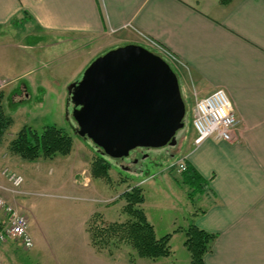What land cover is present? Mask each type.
Here are the masks:
<instances>
[{
	"label": "rangeland",
	"instance_id": "obj_1",
	"mask_svg": "<svg viewBox=\"0 0 264 264\" xmlns=\"http://www.w3.org/2000/svg\"><path fill=\"white\" fill-rule=\"evenodd\" d=\"M18 22L0 26V92L4 112L11 119L0 137V183H8L1 174L5 167L25 177L24 193L6 190L4 196L28 216L34 243L26 247L17 238L0 242V264H190L191 254L184 243L186 231L195 223L203 198L198 183L191 186L184 182L178 161L196 149L191 123L195 103L192 80L178 74L186 113L184 126L175 134L176 144L138 147L117 163L102 156L90 139L80 135L70 117L74 104L69 85L80 80L88 65L108 50L98 52L96 43H85L73 34L40 31L27 18ZM47 125L71 135L69 154L26 160L11 150L10 141L21 129L31 127L41 132ZM99 156L109 163V177L95 171ZM134 185L143 189L142 207L156 235L171 233V254L151 259L123 245L115 258L107 254L110 262L99 261L85 232L86 222L91 217L125 220L126 201L121 195ZM3 213L0 210V224L6 220Z\"/></svg>",
	"mask_w": 264,
	"mask_h": 264
},
{
	"label": "crops",
	"instance_id": "obj_2",
	"mask_svg": "<svg viewBox=\"0 0 264 264\" xmlns=\"http://www.w3.org/2000/svg\"><path fill=\"white\" fill-rule=\"evenodd\" d=\"M21 18L98 52L155 42L192 80L195 99L226 91L238 138H207L182 156L205 182L195 224L218 234L206 264H264V0H0V26Z\"/></svg>",
	"mask_w": 264,
	"mask_h": 264
},
{
	"label": "water",
	"instance_id": "obj_3",
	"mask_svg": "<svg viewBox=\"0 0 264 264\" xmlns=\"http://www.w3.org/2000/svg\"><path fill=\"white\" fill-rule=\"evenodd\" d=\"M80 135L120 163L138 147L176 144L186 104L177 74L161 56L127 43L96 57L69 85Z\"/></svg>",
	"mask_w": 264,
	"mask_h": 264
},
{
	"label": "trees",
	"instance_id": "obj_4",
	"mask_svg": "<svg viewBox=\"0 0 264 264\" xmlns=\"http://www.w3.org/2000/svg\"><path fill=\"white\" fill-rule=\"evenodd\" d=\"M3 97V92H0V137L11 122L3 109ZM10 148L23 159L35 160L39 156L69 154L73 148V139L55 125H47L41 132L25 127L10 141ZM100 154L103 156L102 153ZM102 156L97 157L94 168L99 175L109 177V163L105 162ZM186 164V170L181 172L184 174V182L191 186L193 183H198L200 188L204 186L205 182L198 180L201 177L196 169L191 164L187 162ZM121 196L126 201L123 211L128 217L125 220L115 221H99L96 217L88 219L87 232L91 245L97 251H107L110 256L117 255V251L123 245L132 247L138 256L151 259L170 255L171 233L161 237L156 235L154 224L150 222L142 207L145 200L142 187L134 185ZM217 235L216 232L208 231L195 223L189 225L184 243L191 254L190 264H206L205 256L211 252ZM134 260L135 258L132 262Z\"/></svg>",
	"mask_w": 264,
	"mask_h": 264
},
{
	"label": "built area",
	"instance_id": "obj_5",
	"mask_svg": "<svg viewBox=\"0 0 264 264\" xmlns=\"http://www.w3.org/2000/svg\"><path fill=\"white\" fill-rule=\"evenodd\" d=\"M145 44L154 48L174 65L171 57L166 54L160 45L152 41ZM191 123L197 134L195 138L197 144L207 138L226 141H233L238 138L239 118L223 88H216L204 96L196 97L192 109ZM186 167V162L180 159L178 162L179 171L186 170ZM1 174L6 177L8 183H0V210L6 216L5 222L0 224V242L8 238H17L22 240L26 247H31L34 240L30 232L28 216L3 194L6 190L12 193H24L21 187L25 182V178L22 174L10 170L8 167L3 168Z\"/></svg>",
	"mask_w": 264,
	"mask_h": 264
}]
</instances>
